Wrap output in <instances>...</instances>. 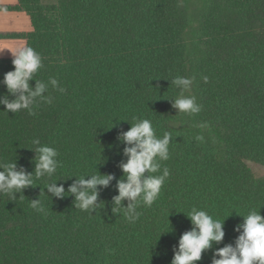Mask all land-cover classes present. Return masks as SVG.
<instances>
[{"label": "trees", "instance_id": "16d2710c", "mask_svg": "<svg viewBox=\"0 0 264 264\" xmlns=\"http://www.w3.org/2000/svg\"><path fill=\"white\" fill-rule=\"evenodd\" d=\"M18 2L31 20L26 45L42 58L29 85L55 78L58 86L49 84L42 95L51 103L37 98L34 114L0 103V164L15 162L34 180L14 199L0 194V264H171L192 207L222 220V241L194 262L212 264L216 249L235 243L243 215L264 216V175L248 164L264 167V0ZM13 67L0 59V98L9 101L18 93L2 80ZM176 76L192 79L184 94L199 113L172 107ZM134 118L172 140L153 174L169 170L159 196L151 206L138 200L129 221L131 201L117 206L113 197L127 160L118 137ZM33 138L56 149L52 176L35 178ZM97 174L113 179L97 186L96 207L76 208L68 186ZM46 183L65 195L52 196ZM36 199L43 211L31 207Z\"/></svg>", "mask_w": 264, "mask_h": 264}, {"label": "clouds", "instance_id": "9594fccd", "mask_svg": "<svg viewBox=\"0 0 264 264\" xmlns=\"http://www.w3.org/2000/svg\"><path fill=\"white\" fill-rule=\"evenodd\" d=\"M3 49L11 52L14 67L4 74L2 82L9 92L18 93L11 101L0 98V103L5 105V109L12 113L24 109L34 114L32 106L37 98L51 103L52 98L43 96L42 93L48 90L49 84L53 88L58 86L55 78H49L47 84L37 80L34 89L29 85L34 73L42 67L40 54L28 45L4 47L0 50ZM172 83L180 90L179 94L171 100L172 107L182 113H199L201 106L196 102L195 96L184 94L190 91L192 79L176 76ZM59 91L63 92L64 89L61 87ZM205 126L200 125V127ZM118 138L126 145L124 154L127 160L120 165L125 178L117 182V195L113 197V201L117 206H121V202L125 199L131 201L125 208V216L129 221H134L139 216L136 212L138 200L145 206H151L159 196L165 179L169 176V170L166 167L161 174H153L160 172L159 162L169 158L172 134L165 132L163 136L158 137L150 120L134 118L129 129L122 132ZM31 143L35 146L34 151L37 153L35 178L52 176L58 166L56 149L42 145L38 138H33ZM146 172L149 175H145ZM112 179L111 174L91 175L88 179L79 177L68 186L67 192L74 195L76 208L87 211L96 207L97 186L106 187ZM33 184V174L26 172L23 168L17 170L15 162L0 164V194H7L10 199H14L15 193H23L25 188ZM45 187L56 198H62L65 195L62 184L46 183ZM31 207L43 211L38 199L31 200ZM120 208L114 207L113 211H119ZM186 215L192 227L180 236L171 264H194L201 259L204 250L209 249L213 242L222 241L224 237L222 220L214 219L205 210L192 207ZM234 230L239 233L235 243L216 249L212 264H264V216L259 210H250L243 215V223Z\"/></svg>", "mask_w": 264, "mask_h": 264}, {"label": "crops", "instance_id": "0c3cea01", "mask_svg": "<svg viewBox=\"0 0 264 264\" xmlns=\"http://www.w3.org/2000/svg\"><path fill=\"white\" fill-rule=\"evenodd\" d=\"M18 5V0H0V49L26 45V34L32 29L31 20ZM10 58L8 49L0 50V59Z\"/></svg>", "mask_w": 264, "mask_h": 264}, {"label": "rangeland", "instance_id": "374dc122", "mask_svg": "<svg viewBox=\"0 0 264 264\" xmlns=\"http://www.w3.org/2000/svg\"><path fill=\"white\" fill-rule=\"evenodd\" d=\"M201 3L202 0H192V6H196L197 4ZM196 24H194L195 26ZM250 165V167L253 170V173L255 176H263L264 175V167L257 165V164H253V163H248Z\"/></svg>", "mask_w": 264, "mask_h": 264}]
</instances>
